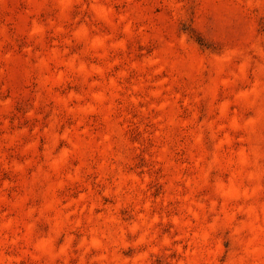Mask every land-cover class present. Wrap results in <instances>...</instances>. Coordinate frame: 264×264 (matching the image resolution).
Returning <instances> with one entry per match:
<instances>
[{"label": "rangeland", "instance_id": "rangeland-1", "mask_svg": "<svg viewBox=\"0 0 264 264\" xmlns=\"http://www.w3.org/2000/svg\"><path fill=\"white\" fill-rule=\"evenodd\" d=\"M0 264H264V0H0Z\"/></svg>", "mask_w": 264, "mask_h": 264}]
</instances>
